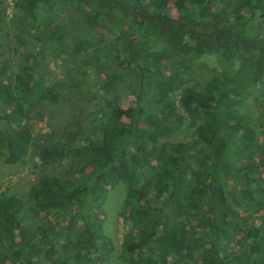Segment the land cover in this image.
Here are the masks:
<instances>
[{"label": "trees", "instance_id": "1", "mask_svg": "<svg viewBox=\"0 0 264 264\" xmlns=\"http://www.w3.org/2000/svg\"><path fill=\"white\" fill-rule=\"evenodd\" d=\"M13 4L17 22L29 23L34 36L33 49L16 63L0 49L6 164L23 160L34 143V107L60 100L62 81L47 76L45 60L73 61L74 87L94 66L98 75L107 71L104 101L80 123L77 140L39 145L46 164L72 161L66 173L43 176L27 198L0 191V264H103L114 254L122 264H264L257 162L262 156L264 163V126L254 125V110L246 108L264 84V0ZM69 7L90 31L104 27L111 36L90 32L67 44ZM6 16L0 0V43L10 35L2 33ZM207 63L214 76L199 82ZM122 90L135 98L127 108ZM173 133L185 138L171 140ZM119 183L127 185L120 243L105 232L103 217Z\"/></svg>", "mask_w": 264, "mask_h": 264}, {"label": "rangeland", "instance_id": "2", "mask_svg": "<svg viewBox=\"0 0 264 264\" xmlns=\"http://www.w3.org/2000/svg\"><path fill=\"white\" fill-rule=\"evenodd\" d=\"M3 1L4 6L7 8V22L2 29V33L7 29L10 31V37H7V43H5L6 41L0 43V49L3 52L2 56L8 58L12 63H16L19 61L18 54L29 52L33 49L31 39H33L34 35H31L32 31L27 26L29 23L22 26L17 22L19 14H14V0ZM170 14L174 17L177 16L172 5ZM12 17L15 20H12ZM63 18L68 28L66 43L69 45L76 43L82 37L88 36L90 32H94L90 31L83 23L74 7L67 8L63 13ZM92 35L93 37L101 35L111 36L104 27H99ZM49 58V62L47 60L44 61L43 69L51 80L62 81L60 100L56 103L44 102L35 106L32 110L31 120L34 124L35 140L23 160L13 164H6L0 157V191L6 190L24 198H27L31 185L40 178L51 174L64 175L72 164L71 160L66 159H60L50 164L44 163L39 157V145L47 141L65 139L69 135L77 140L79 126L82 122H86L89 119L90 114L99 102L104 101L105 92L102 87V81L107 70H102V73L98 75V68L96 69V66H94L87 71V76L81 81L80 87H74L70 85L68 80L71 74L68 63L73 61H62V58ZM207 64L208 67L200 69V72L195 76V79L199 82L204 83L207 79L214 76V73H211L209 69L214 67V65ZM75 65L79 67L80 63L77 62ZM187 77H189L188 74ZM123 91L120 93V104L123 108H127L134 103L135 98L129 91ZM175 98L178 100V95ZM246 108L254 110V125L261 126L262 124L264 126V84L257 87L248 98ZM184 138L183 134L178 133H173L169 136L171 140H182ZM260 159H262V156L257 158V162L264 174V163H261ZM126 189V184H117L111 190L104 205L105 232L115 238L118 243L121 242L122 235L127 229L125 221L119 216ZM103 264L122 263L118 256L114 254L110 260L103 261Z\"/></svg>", "mask_w": 264, "mask_h": 264}]
</instances>
